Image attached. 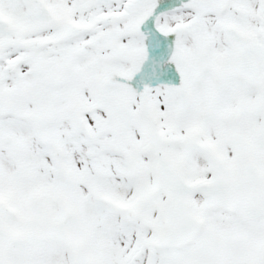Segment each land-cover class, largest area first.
<instances>
[{
    "label": "snow or ice",
    "instance_id": "6c2138e0",
    "mask_svg": "<svg viewBox=\"0 0 264 264\" xmlns=\"http://www.w3.org/2000/svg\"><path fill=\"white\" fill-rule=\"evenodd\" d=\"M0 264H264V0H0Z\"/></svg>",
    "mask_w": 264,
    "mask_h": 264
}]
</instances>
